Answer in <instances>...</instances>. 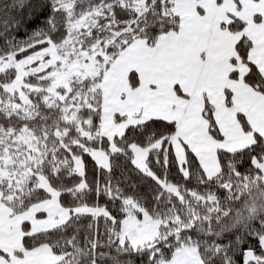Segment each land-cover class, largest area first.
<instances>
[{
    "label": "snow or ice",
    "instance_id": "obj_1",
    "mask_svg": "<svg viewBox=\"0 0 264 264\" xmlns=\"http://www.w3.org/2000/svg\"><path fill=\"white\" fill-rule=\"evenodd\" d=\"M0 264H264V0H0Z\"/></svg>",
    "mask_w": 264,
    "mask_h": 264
}]
</instances>
